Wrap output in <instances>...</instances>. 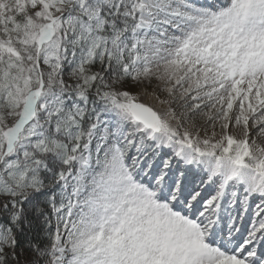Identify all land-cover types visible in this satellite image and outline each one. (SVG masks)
Wrapping results in <instances>:
<instances>
[{
	"label": "snow or ice",
	"instance_id": "snow-or-ice-1",
	"mask_svg": "<svg viewBox=\"0 0 264 264\" xmlns=\"http://www.w3.org/2000/svg\"><path fill=\"white\" fill-rule=\"evenodd\" d=\"M0 264H264V0H0Z\"/></svg>",
	"mask_w": 264,
	"mask_h": 264
}]
</instances>
